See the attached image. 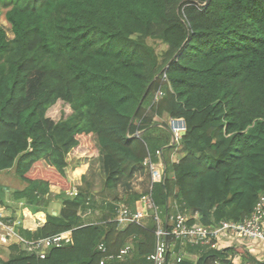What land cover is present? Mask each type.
<instances>
[{
    "label": "trees",
    "instance_id": "1",
    "mask_svg": "<svg viewBox=\"0 0 264 264\" xmlns=\"http://www.w3.org/2000/svg\"><path fill=\"white\" fill-rule=\"evenodd\" d=\"M0 4L11 32L0 25V175L12 171L21 183L0 182V206L9 191L43 218L17 227L25 239L70 233L44 258L14 241L0 264H152L155 213L166 230L176 214L208 228L249 216L264 196V0ZM57 101L70 113L55 120L47 112ZM164 115L184 123L171 144L151 131L161 123L171 132L156 120ZM70 154L86 164L81 157L96 156L102 198L85 173L68 179ZM147 158L162 179L134 191ZM148 192L154 209L119 226V205L133 210ZM236 238L212 247L168 234L164 264H264V243L248 251Z\"/></svg>",
    "mask_w": 264,
    "mask_h": 264
},
{
    "label": "built area",
    "instance_id": "2",
    "mask_svg": "<svg viewBox=\"0 0 264 264\" xmlns=\"http://www.w3.org/2000/svg\"><path fill=\"white\" fill-rule=\"evenodd\" d=\"M159 95L161 92L158 93ZM184 127L171 126L174 139L180 137V132ZM143 165L147 168L150 174L151 182L159 181L162 179L163 174L161 170L151 164L147 158ZM77 193L76 187H72L66 191L68 196H74ZM148 209H154V205L150 198V193L143 195L138 201L135 208L132 210L123 204H120L114 221L119 226H123L129 222L139 223L141 219L147 216ZM154 218L158 223L156 233V248L151 255L152 264H164L165 251L167 243L165 240L166 235H172L182 241L192 244H210L212 247L217 245V240L222 238L241 237L249 240H260L264 243V196L259 198L253 211L248 217L240 222L223 221L215 227H205L203 225H187L186 217L181 214L170 216L169 226L170 229L166 230L161 226L158 215L155 213ZM20 219H12L9 214L5 213V209L0 206V247L9 246L12 242H21L26 250L35 252L40 258H44L46 251L51 246H58L63 241L69 240V232H62L46 237L37 238L35 240H28L19 235L17 227L21 225ZM211 239H215L212 242ZM128 246L121 250V253L128 251ZM99 264H103L101 261Z\"/></svg>",
    "mask_w": 264,
    "mask_h": 264
},
{
    "label": "rangeland",
    "instance_id": "3",
    "mask_svg": "<svg viewBox=\"0 0 264 264\" xmlns=\"http://www.w3.org/2000/svg\"><path fill=\"white\" fill-rule=\"evenodd\" d=\"M5 10L6 8L4 6H2L0 4V25H2L4 27V29L6 30L8 36H11V32L9 31V23L5 20ZM157 50L163 48V46L160 44L156 45ZM70 113V108L67 104L63 103L62 101H57L53 106H51L48 109L47 115L53 119H58L59 117H65L66 115H68ZM169 126L171 129V126H179V127H184V123L181 119L179 120H175V121H171L169 122ZM67 161H68V166L66 169V175L68 177V179H71L73 181H79V177L81 174L85 173L86 178L90 181L91 183V189H92V193L95 195V198L100 199L103 197L101 192H104V188H103V184H102V173L99 167V161L98 159H96V156H91V158L88 156H83L82 159H86L87 163H84L83 160H80V158H76L75 155L70 154L67 157ZM87 167V168H86ZM0 181H4V183L11 189H15L13 188V186L7 184L8 181H12L13 183H19L17 184V186H21L20 180L14 176V173L12 171L8 172V173H2L0 175ZM76 183V182H75ZM56 188V187H55ZM53 189L52 194L53 193H57L58 192V188ZM106 195V193H104ZM6 204L9 205L11 207V203L10 200L8 201V197L6 196ZM53 198V197H52ZM54 201H56L53 206L49 207V209H55L57 210L60 205H61V199L57 198L56 200L54 199ZM59 201V202H58ZM12 211H15L14 209L11 208ZM241 237H237L236 239H233L232 244H239L241 243V241L243 242V244H245L247 246V250L249 251L250 249H252V245H256L259 242H262L260 240H249V239H244ZM230 242V243H231ZM3 247H6V250H8V246H1L0 247V254L2 251H4ZM6 253V252H5ZM2 259H4L5 257L0 256Z\"/></svg>",
    "mask_w": 264,
    "mask_h": 264
},
{
    "label": "crops",
    "instance_id": "4",
    "mask_svg": "<svg viewBox=\"0 0 264 264\" xmlns=\"http://www.w3.org/2000/svg\"><path fill=\"white\" fill-rule=\"evenodd\" d=\"M157 121H166V122H170L171 121H175V120H179V119H172V118H169L167 117L166 115H164L162 118H156ZM151 131H154V132H160L161 134H166L167 135V138L169 139V144L172 143V133L169 131V133H165L164 131V128L162 126L161 123H158L157 124V129L153 128ZM167 157L170 159V161H177V156L175 153H172L170 152V154L167 155ZM77 158V157H76ZM83 158V157H81ZM91 158V157H90ZM97 159V158H96ZM87 168V167H86ZM1 178V177H0ZM2 184H4L5 186H7L4 181H0ZM11 183V186H13V188H20L19 186H17V184L19 183H13L12 181H8L7 184L10 185ZM149 183H151V177H150V174L149 172L147 171V168L144 169V171L142 173H139L135 176L134 179H132L131 181V184H132V187H133V190L134 191H138V192H142L145 188H147L149 186ZM8 187V186H7ZM150 187V186H149ZM9 188V187H8ZM53 191V189L51 190ZM9 194L10 192L9 191H6L5 194H4V197H8L9 198ZM5 201H6V198H5ZM9 201V199H8ZM12 202V201H10ZM56 201H52L48 207H51L53 206V204L55 203ZM59 202V201H58ZM13 205H15L16 209L15 211H12L11 210V207L8 206V207H5V206H2L4 209H5V213L9 214L10 217L12 219H20L22 221L21 225L19 226H23V227H26V228H35L38 224L40 223H43V218L39 215L35 216L39 219V221L35 220V217H33L32 215L29 214V212H27V210H25L23 207H22V204L20 202L18 203H15V202H12ZM53 203V204H52ZM54 210V209H53ZM53 213H55L53 211ZM243 244V243H242ZM241 243L239 245H242ZM4 251L1 252L0 256H3L5 257L4 259L7 258L8 256V253L9 251L6 250V247H3ZM6 252V253H5Z\"/></svg>",
    "mask_w": 264,
    "mask_h": 264
},
{
    "label": "bare ground",
    "instance_id": "5",
    "mask_svg": "<svg viewBox=\"0 0 264 264\" xmlns=\"http://www.w3.org/2000/svg\"><path fill=\"white\" fill-rule=\"evenodd\" d=\"M183 130H184V128L181 130L180 135L182 134V131H183ZM171 133H172V130H171ZM172 142H175V139H174L173 133H172Z\"/></svg>",
    "mask_w": 264,
    "mask_h": 264
},
{
    "label": "water",
    "instance_id": "6",
    "mask_svg": "<svg viewBox=\"0 0 264 264\" xmlns=\"http://www.w3.org/2000/svg\"><path fill=\"white\" fill-rule=\"evenodd\" d=\"M182 133H183V131H182ZM138 134H139V133H138ZM138 134H137V135H138Z\"/></svg>",
    "mask_w": 264,
    "mask_h": 264
}]
</instances>
